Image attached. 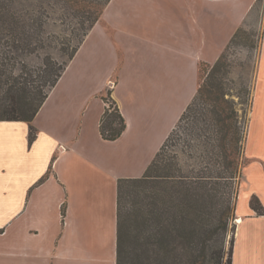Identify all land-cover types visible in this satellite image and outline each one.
<instances>
[{"label":"crops","instance_id":"1","mask_svg":"<svg viewBox=\"0 0 264 264\" xmlns=\"http://www.w3.org/2000/svg\"><path fill=\"white\" fill-rule=\"evenodd\" d=\"M257 1H108L33 119L0 120V264H116L118 180L142 176ZM243 152L231 264H264V11Z\"/></svg>","mask_w":264,"mask_h":264},{"label":"trees","instance_id":"2","mask_svg":"<svg viewBox=\"0 0 264 264\" xmlns=\"http://www.w3.org/2000/svg\"><path fill=\"white\" fill-rule=\"evenodd\" d=\"M46 1L65 11L55 19L73 18L82 31L75 34L71 50L59 34L54 36V48L66 56L59 60L46 51L53 39L46 30L52 17L40 10L42 6L0 0V120L33 119L109 0ZM31 56L37 60L30 61ZM228 67L224 52L213 64H200L194 97L142 176L118 180L116 264H222L224 246L219 232L226 230L232 210L231 183L239 181L246 162L237 110L233 98L227 96L233 94L224 83ZM112 103L114 108L105 107L99 126L107 140L117 139L126 128L117 104ZM250 103L251 95L249 107ZM180 126L187 147L191 146L188 135L202 144L195 155L198 167L187 171L161 165L162 151ZM34 137L30 124L28 142ZM250 206L264 214L255 195ZM232 243L233 239L227 264H231Z\"/></svg>","mask_w":264,"mask_h":264},{"label":"rangeland","instance_id":"3","mask_svg":"<svg viewBox=\"0 0 264 264\" xmlns=\"http://www.w3.org/2000/svg\"><path fill=\"white\" fill-rule=\"evenodd\" d=\"M19 2L20 3H17V5L21 4L22 6L26 7H35L40 5L42 6L40 7V10H42L43 8V11L48 13L52 17V19L46 24V30L52 33L50 34L53 39H51L50 41L51 48L46 49V51H49L50 54H52L59 60L65 59V53L61 55L59 54L58 50L54 48V46L57 45L54 36L59 34L65 42L64 46L68 47V50H71V47L76 43L75 34L82 31V29L79 27L78 21L73 18L66 17L62 21L55 19L60 15H63L65 11L61 9L59 5L53 4L52 2H49L48 5L46 0H19ZM263 11L264 0H258L254 5L252 11L250 12V15L246 19L245 23L242 25V27L239 28L240 31L235 38V42L231 44L229 42L227 47L223 51L226 54V58L229 63L228 72L226 73V77L224 79L225 88L229 90L230 94H233L227 96L233 98L232 100L234 102V107L237 110L238 120L241 126V135L244 139L243 144L246 137L247 114L249 109L254 72L258 59L260 36L263 28ZM86 26L87 22L84 24V28ZM29 60L33 62L37 60V58L35 56H31ZM242 89H246L244 93ZM108 90H105L103 92V99L105 102V107L111 110L114 108L115 104L112 103L113 99L110 93H108ZM187 137L188 139H190L191 143V146L189 147H187V138L186 134L182 130V126L176 128V132L173 134L172 139L167 143L168 145L165 146L162 151V167L166 166V168H168L172 165V168L176 167L177 170L182 169L184 171L198 167L199 162L195 155L202 150V146H200L202 145L201 141L200 139L197 140L192 137L190 138L189 135ZM240 176L239 181L235 180L233 181V183H231L234 191L232 193L231 201L232 210L227 219L226 230L219 232V236L222 239L224 246V256L222 264H227V252L230 248L231 240L233 239L234 235L235 210H233V202L234 197L236 200ZM8 236H11V233ZM209 241L210 239H208L206 243H208ZM219 241L220 240H218V244Z\"/></svg>","mask_w":264,"mask_h":264},{"label":"built area","instance_id":"4","mask_svg":"<svg viewBox=\"0 0 264 264\" xmlns=\"http://www.w3.org/2000/svg\"><path fill=\"white\" fill-rule=\"evenodd\" d=\"M111 83H112V82L108 83V87H111V86H112ZM234 221H235V224L238 223V218L235 217V218H234Z\"/></svg>","mask_w":264,"mask_h":264},{"label":"bare ground","instance_id":"5","mask_svg":"<svg viewBox=\"0 0 264 264\" xmlns=\"http://www.w3.org/2000/svg\"><path fill=\"white\" fill-rule=\"evenodd\" d=\"M239 221V220H238Z\"/></svg>","mask_w":264,"mask_h":264}]
</instances>
